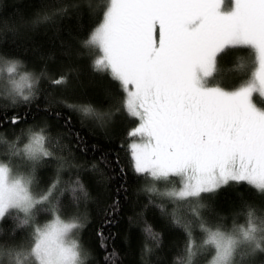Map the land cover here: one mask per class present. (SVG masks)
Listing matches in <instances>:
<instances>
[{
	"label": "snow or ice",
	"instance_id": "1",
	"mask_svg": "<svg viewBox=\"0 0 264 264\" xmlns=\"http://www.w3.org/2000/svg\"><path fill=\"white\" fill-rule=\"evenodd\" d=\"M69 7L76 5L51 0L31 22L9 24L0 17V42L29 23L35 27L66 16ZM80 47L77 57L92 56V72L107 73L124 96L121 107L107 112L91 103L45 101L44 111L52 120L63 121L66 135H53L47 121L19 133L15 130L27 124L30 115L21 109H31L44 95L43 80L51 88H67L79 70L68 68L55 76L46 68L38 74L21 71L22 60L0 51V65L7 64V79L0 73V100L5 101L0 103V130L9 125L14 130L8 158L0 159V264H85L90 255L74 238L86 227L83 218L64 217L61 211L65 196L77 208L89 197L82 173L99 169L96 163L76 161L75 152L87 153L86 141L72 127V117L55 110V104L78 113L81 123L94 119L105 127L121 110L138 121L128 132L134 138L129 145L132 172L145 178L144 191L151 194L141 214L154 206L173 227L185 231L186 242L177 259L199 264L201 249L210 248L209 264H257L264 258V214L246 204V224L229 230L211 225L203 212L210 210L205 195L232 183L250 185L264 194V107L253 102L254 94L264 95V0H107L102 21ZM237 48L254 57L251 80L229 91L211 86L218 55ZM65 139L68 145L62 143ZM21 141L26 142L21 146ZM99 163L113 168L119 161L102 155ZM52 166L54 175L47 187L34 191L41 183V170ZM69 172L75 173L74 178L64 180ZM120 173L127 176L123 168ZM115 178L109 175L110 180ZM128 191L125 179L105 209L104 225H110L121 210V193L128 202ZM41 213H50L43 224L38 221ZM186 216L198 221L203 233L200 244ZM9 220L12 225L6 229ZM143 231L142 258L162 245V234L147 221ZM97 236L104 250L102 264H118L119 253L109 250L112 234H105L102 226Z\"/></svg>",
	"mask_w": 264,
	"mask_h": 264
},
{
	"label": "trees",
	"instance_id": "2",
	"mask_svg": "<svg viewBox=\"0 0 264 264\" xmlns=\"http://www.w3.org/2000/svg\"><path fill=\"white\" fill-rule=\"evenodd\" d=\"M64 2L76 5V7H69L66 16L58 17L52 23L39 24L35 27L29 23L27 27L21 28L15 36L12 33H7L3 42H0V51L18 57L24 62L25 68H22L21 71L30 70L38 74L46 68L51 75L55 76L68 68L79 70L78 77L73 74L67 88H51L48 81L43 80L40 87L44 95L31 109H21V111H30V115L27 124L20 125L15 130L16 133H19L21 129H26L29 125H43L47 121L53 135L57 132L66 135V130L62 127L63 121L52 120L44 111L47 107L45 101L63 99L71 104L91 103L101 112L115 111L122 105L124 94L119 83L113 81L107 73H93L90 68L92 56L78 58L76 55L77 51L81 50V41L86 39L102 21L107 0H64ZM48 3H51V0H0V17L9 24L19 23L21 20L31 22L42 7ZM68 51H71V55H65ZM96 54L93 53V56ZM232 54L224 56L230 59L227 64L224 58H221L225 62H221L224 67L230 68V64H233ZM5 65L7 64L0 65L3 80L7 79ZM233 71L237 75H234L232 79H241L243 74L237 69H233ZM4 102L0 100V103ZM54 108L66 116L72 117V127L78 130L86 141L88 151L86 154L75 152L76 161L81 164L87 163L89 166L91 163H96L99 169L96 172L82 173L83 182L90 195L87 199H81L78 208L71 204L69 196L63 198L62 204V216L72 218L80 216L83 218L82 223L86 224V227L77 230L74 236L75 239L81 241L82 249L90 254L85 257V264H96L97 261L102 264L104 250L99 247L100 239L97 236V232L102 226L105 234H112V238L108 241L109 250L114 248L119 253L118 264H184V259L182 257L177 259V257L181 256L186 242L185 231L173 227L154 206H149L147 211L141 214L151 194L144 191L147 187L145 178L138 179L132 172L129 145L134 138H130L128 132L133 129L134 120L125 117L121 110L116 115L114 122L101 127L94 119H85L81 123L78 113L69 112L61 104H55ZM13 134L14 130L11 125L0 130V159L8 158V141L13 137ZM25 142L21 141V146ZM62 143L68 145L69 140L65 139ZM71 146L77 147L75 144ZM102 155L111 161H119L118 164L113 165L115 171L113 168H105L102 163H99ZM121 168L126 170V177L120 173ZM110 174L116 178L110 180ZM53 175L54 166L42 169L41 183L39 188L34 186V191L46 188ZM74 175V172L66 173L64 180L74 178ZM125 179L129 189V200L125 202L121 193V210L115 215L110 225H104L105 209L111 205L115 190ZM157 187L163 190L164 186L159 184ZM138 189L141 190L139 193H137ZM152 198L160 202L158 197L153 196ZM204 202L210 208L203 212L207 221L211 225L220 224L229 230L234 225L246 224V204L253 206L260 214H264V194L247 184L232 183L213 195H205ZM108 218L112 219V217ZM48 219H50V213H41L38 217L41 224ZM185 219L191 221L190 231L193 238L200 244L203 233L199 229L198 221L190 216H186ZM145 221L155 231L162 234V245L154 253L142 258L141 249L146 239L143 231ZM11 225L12 221L9 220L4 227L7 229ZM212 255V249L202 248L199 264H209ZM262 261L264 258L258 259L257 264H261Z\"/></svg>",
	"mask_w": 264,
	"mask_h": 264
},
{
	"label": "rangeland",
	"instance_id": "3",
	"mask_svg": "<svg viewBox=\"0 0 264 264\" xmlns=\"http://www.w3.org/2000/svg\"><path fill=\"white\" fill-rule=\"evenodd\" d=\"M230 53H233L232 54V60H231V61H233V64H230V68H227L226 66L224 67L221 64V62H223L221 58H224V60L227 64V62L230 59H228L224 56H227L228 54L230 55ZM233 55H235V56L233 57ZM225 62H223V63H225ZM254 67H255L254 57L252 56V54L250 53L249 50L240 49V48L228 49L224 53H221L218 55L216 65H215V68L213 71V76L210 78V84H211V86H214V87H222L226 91L234 90L235 88H237L243 84H246L249 82V80H251V78H252L251 73H252ZM231 68L237 69V70H239V72L241 74H243L241 79H239V80L238 79L237 80L232 79V77H234V75H237V73H235L233 71V69H231ZM5 69H7V65H5ZM230 69H231V71H230ZM240 70L243 72H241ZM238 83H240V84H238ZM253 102L257 106L264 107V95H261L259 93L254 94ZM125 113L126 112H124L125 117H127L130 120H132V119L134 120L133 128H135L138 124V121L135 118L130 117ZM177 184H178V180H177Z\"/></svg>",
	"mask_w": 264,
	"mask_h": 264
}]
</instances>
